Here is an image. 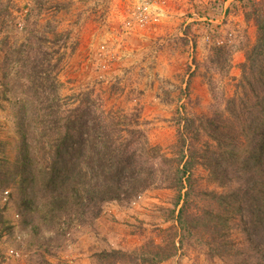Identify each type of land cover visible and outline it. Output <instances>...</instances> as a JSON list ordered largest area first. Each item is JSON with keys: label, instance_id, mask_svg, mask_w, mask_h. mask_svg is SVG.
<instances>
[{"label": "rangeland", "instance_id": "obj_1", "mask_svg": "<svg viewBox=\"0 0 264 264\" xmlns=\"http://www.w3.org/2000/svg\"><path fill=\"white\" fill-rule=\"evenodd\" d=\"M89 1L92 0H0V189H10L12 196L10 211L5 215L0 211V264H110L109 260L102 261L97 256L112 250H121L131 256L123 257L115 264H154L173 250L174 243L177 244L174 257L158 264H264V218L260 223L253 221L249 214L252 206L246 199L241 203L246 211L238 216L233 209L220 206L209 195L213 192L229 193L241 182L230 165L223 169L228 172V177L221 182L227 183L214 182L213 167L205 165L202 155L210 157L217 152L216 144L198 122L200 116L212 117L224 111L226 100L234 96L241 80V64L245 61L243 51L230 53L223 67L211 59L215 56V46L254 43L258 30L253 11L261 7L264 10V0L231 2L230 7L237 1L239 4L226 13L222 27L232 21L224 31L219 30L221 25L214 20L225 14L229 0H178L180 13L177 18L187 22L189 30L184 37H172L166 44L162 42L165 47L175 51L185 49L188 53L185 62H171L175 69L170 76L177 82L159 78L157 60L160 48L153 50V62H146L148 57L144 61L146 74L136 76L132 73L129 78H135L133 84L136 85L143 79H147V85L152 81V86L158 81L161 86L158 96L164 103L178 99L179 105L181 96L184 99L180 111L169 124L151 127L143 116L140 99L144 92L138 89L127 92L124 77L131 72H124V77L112 82L107 78L109 70L135 51L131 37L143 30L127 36L122 34V29L126 21L133 19L137 8L148 0H132L130 10L120 19L112 18L116 11L109 10L107 0H98L87 15L86 21L89 17L90 21L81 27L80 23H74L83 14L78 12L77 5L81 8ZM168 1L160 11L159 24L165 17ZM216 2L224 3L223 13L214 15L213 22L205 21L201 14H211L209 7ZM94 32L93 44L98 46L92 51L83 48L85 58L82 61L88 56L86 70L95 75L90 79L91 84L82 88L76 85L78 79L71 77L70 68L80 42ZM102 45L110 47L112 61L99 58ZM183 64L184 76L181 77L183 72L174 75L176 70H183ZM105 84H111V88L107 90ZM84 93L94 100L97 114L103 106L128 117L129 121L123 124L126 125L123 126L126 131L122 133L125 138L136 140L141 136H136L135 131L141 129L150 145L158 148L157 152L143 155L140 141H135L131 147L132 153L140 154L136 168L145 166L155 173L154 185L139 198H122L102 205L100 215L90 206L84 212L56 223L41 221L39 214L28 209L29 202L34 199L33 192L21 172L29 170L31 178L32 172L41 165L51 166L48 159H43L51 154L48 141L53 136L45 128L47 116L59 110L69 112L74 109L78 105L75 98ZM112 93L118 95L115 101ZM173 94L178 95L177 99ZM193 121L196 122L194 125ZM160 130L172 132L166 136L169 142L165 145L153 142ZM191 159L194 163L190 164L184 179L186 189L179 193L173 173L178 167L183 170ZM25 160L32 164L26 169L22 167ZM188 190L190 196L186 200ZM180 194L182 201L179 200ZM42 196L38 193L40 202ZM260 205L264 207V202ZM182 208L190 220L192 216L203 220V212L208 211L228 217L230 229L225 235L221 234L224 237L221 241L226 239L233 245L234 253L221 256L213 251V241L218 237L216 230L223 229L220 222L207 221L211 229L200 227L192 229L191 234L181 230L176 217ZM17 214L19 218H16ZM251 225L254 233L249 239L245 227ZM226 235L230 237L227 239ZM9 249L19 251L21 256L16 259L8 257ZM160 250L162 253L157 256Z\"/></svg>", "mask_w": 264, "mask_h": 264}, {"label": "trees", "instance_id": "obj_2", "mask_svg": "<svg viewBox=\"0 0 264 264\" xmlns=\"http://www.w3.org/2000/svg\"><path fill=\"white\" fill-rule=\"evenodd\" d=\"M223 2L211 3L213 6L209 7L211 14H207L209 19L223 13ZM238 4L239 1L232 7L228 6L225 15ZM201 15L202 18H208L204 14ZM253 15L256 16L258 36L254 43L246 42L238 48L243 51L245 61L241 64V80L236 85L234 96L226 100L224 111L212 117L200 116L198 122L216 144L217 152L211 154L212 159L207 154L202 155L205 165L213 167L211 174L214 182L220 185L227 183L221 182L228 177V172L223 170L226 165L233 166L232 172L241 182L229 193L213 192L209 195L220 206L233 209L238 216H242L246 211L241 204L246 199L252 206L249 208L250 216L254 222L256 220L260 223L264 218V207L260 205L264 202V10L262 7L255 9ZM218 47L215 46V56L211 59L214 64L225 67L230 53L237 47L235 44ZM75 100H78V105L69 112L59 110L47 116L45 128L51 131L53 136L48 141L51 154L49 158L43 159H48L52 163L51 166L41 165L38 170L32 172L31 178L29 170L21 172L33 192L34 199L29 202L28 209L39 214L41 221L56 223L57 220L62 221L71 215H78L90 206L97 210V215H100L102 205L122 198L128 200L139 198L154 185L155 173L145 166L136 168L135 164L140 162V154L137 156L135 154L137 152H131L135 141H140L141 154L157 152L158 148L150 145L144 131L141 129L135 131L136 136L141 137L128 140L122 134L126 131L123 128L126 125L123 124L129 121L127 116H121L114 110L108 111L103 106L99 110L100 114H97L94 112L97 105L86 93L77 96ZM192 123L194 125L196 122ZM182 160L183 157L179 160L180 163ZM191 163H194L193 159L183 170L178 167L173 173L179 193L186 189L184 179ZM29 165L32 164H29L28 160L22 163L25 169ZM6 189L8 188L0 189V192ZM38 193L44 196L43 202L39 201ZM189 196L188 190L185 199L188 200ZM182 199L183 196L180 194L179 200ZM10 209L11 203L6 207L0 206L3 215ZM203 215L205 216L203 220L196 216H192L190 220L182 208L176 221L179 228L189 234L192 233V229L200 227L211 229L209 221L222 223L223 229L216 230L218 237L213 241L212 248L215 249L213 251L221 256L233 254L234 246L227 243L226 239L225 242L221 241V238H224L221 234L225 235L227 230L229 232V218L214 215L210 211L203 212ZM174 230L177 231V228ZM253 230L252 225L245 227V234L249 239L252 232L254 233ZM227 235L228 239L230 236ZM176 247L177 244L174 243L173 250L165 252L166 254L154 264L173 258ZM161 253L162 250L156 255ZM128 256L131 257L121 250H112L104 251L97 257L115 264Z\"/></svg>", "mask_w": 264, "mask_h": 264}, {"label": "crops", "instance_id": "obj_3", "mask_svg": "<svg viewBox=\"0 0 264 264\" xmlns=\"http://www.w3.org/2000/svg\"><path fill=\"white\" fill-rule=\"evenodd\" d=\"M98 0H92L86 3L85 6H82L80 8V5L78 6V12H83V14H80L78 17V14L76 17H78L75 20V24L82 25L83 27L84 23H88L90 20L87 19V15L90 14L92 11L91 7H94L97 3ZM234 0H229L227 3V6ZM169 4L167 6V11L165 13V17L163 18L161 24L156 25V26H148L147 28L143 29V31L139 32L137 35L131 37V45L134 47L133 53H128L126 55V58L122 60V63L119 64L118 66H114L112 70H109L107 73V78L112 82L115 81L116 79L124 77V72L130 73L126 77H124L125 80V85L127 86V92L130 89H138L144 92L143 98L140 99L141 104L143 106V116L144 119L149 122V126H156V125H166L169 124V121L172 120L174 116H176L177 111H180L181 104L184 102V99L182 100V96L180 99V104L178 105V95L173 94V97H175L177 100L174 102L170 103H164L163 100L160 98L159 93L161 86L158 84V81L155 83V85L152 86V81H149V85H147V79H143L142 82H140L139 85L133 84L135 78L133 80H129L130 76H132V73L134 75L138 76L139 73L146 74V65L144 64V61H148V63L153 62V50L160 48L161 51L159 53L158 57V73H159V78H167L171 80V83L177 82L174 81L171 75L172 69H175L174 64H171V62L175 61H183L185 62L188 57V53H186L185 49H170V47H165L164 44L168 43L171 41L172 37H184L187 34V31L189 30V26L187 22L180 21L177 18V15H179V9H178V0H169ZM186 3V2H183ZM132 0H107V5L109 7V10H114L116 13L112 16V18H122L124 17V13L126 14L127 11L130 10V7L132 5ZM96 8V7H95ZM82 10V11H81ZM89 10V11H88ZM85 11V12H84ZM98 14V13H97ZM113 14V12H112ZM223 16V15H222ZM220 16V17H222ZM111 18V17H110ZM126 18V16H125ZM110 20V19H109ZM232 21V20H231ZM229 21V23L231 22ZM224 23V22H223ZM229 23L226 24L224 27H220V31H224L225 28L229 27ZM236 22H234L235 24ZM233 24V22H232ZM231 24V25H232ZM79 25V26H80ZM115 25V24H113ZM240 25H238L239 27ZM235 29V27H234ZM114 29L112 30V32ZM223 33V32H221ZM95 32L92 33L91 35L88 36V39L85 38L84 40L81 41L80 39V46L73 57L72 61V66L70 68V71L73 72L71 77H74L77 80L76 85L79 87H85L88 86L90 81L94 78V73L92 72H87L86 66L89 63V59L87 56L86 61H82L85 58V54L82 52L83 48L88 47L90 49L89 51H92L95 49L97 46L96 44H93V40L95 39ZM83 37V36H82ZM166 38L165 41L163 39ZM250 39L247 37V40ZM251 39H254L251 37ZM90 41V42H89ZM175 41V40H173ZM172 41V42H173ZM254 41V40H253ZM162 42L164 43L162 45ZM250 42V41H249ZM252 42V41H251ZM236 46V45H235ZM237 49H234L233 52H240L241 50H238L239 46H236ZM166 55V56H163ZM150 60V61H149ZM145 62V63H146ZM183 67V70H176L174 75L177 73H182V76H184V69L185 66L184 64L181 65ZM182 69V68H179ZM161 70V71H160ZM140 75V74H139ZM122 76V77H121ZM146 76H144L145 78ZM92 78V79H91ZM91 79V80H90ZM183 81H181L182 83ZM176 85V84H175ZM106 89L109 90L111 88V84H105ZM110 94V92H109ZM113 94L112 100H116L118 95ZM154 95V96H153ZM121 96V95H120ZM123 98H121V101ZM182 101V102H181ZM164 123V124H162ZM158 136L155 137L153 140L154 143L158 145H165L169 141L166 139V136H170L172 132L168 130H160L157 131Z\"/></svg>", "mask_w": 264, "mask_h": 264}, {"label": "built area", "instance_id": "obj_4", "mask_svg": "<svg viewBox=\"0 0 264 264\" xmlns=\"http://www.w3.org/2000/svg\"><path fill=\"white\" fill-rule=\"evenodd\" d=\"M166 0H148L144 2L132 15L133 19L126 21L123 29V35H131L136 30H143L147 28L149 25L155 24L158 25L161 21V10L164 8ZM228 7H226L227 9ZM218 19H221L219 21ZM208 22H213V19L209 20L208 18L204 19ZM218 21V24L221 25L225 21V14L221 18H215L214 22ZM112 52L110 51V47L107 45H102L99 49L98 56L99 58L105 62L112 61L111 58ZM11 203V190L6 189L0 192V206L6 207ZM20 215L17 214L16 218H19ZM8 257L11 258H19L21 255L19 251L15 249L8 250Z\"/></svg>", "mask_w": 264, "mask_h": 264}]
</instances>
